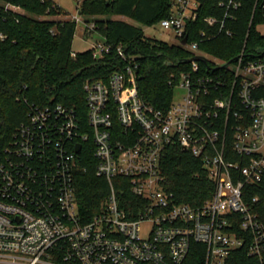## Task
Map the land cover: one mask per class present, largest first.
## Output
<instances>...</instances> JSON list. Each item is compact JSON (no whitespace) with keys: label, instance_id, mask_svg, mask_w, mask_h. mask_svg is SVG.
<instances>
[{"label":"built area","instance_id":"1","mask_svg":"<svg viewBox=\"0 0 264 264\" xmlns=\"http://www.w3.org/2000/svg\"><path fill=\"white\" fill-rule=\"evenodd\" d=\"M170 3L171 14L159 26L173 31L181 45L197 0ZM219 6L232 19L239 3L219 0ZM71 21L83 23L86 36L96 31L78 13ZM182 47L192 57L203 55L197 43L186 40ZM112 48L96 44L92 57L102 59ZM115 52L126 64L105 81L84 83L83 118L62 105H29L26 122L0 151V264H183L192 243L205 247L203 264H226L243 247L264 264V219L249 190L264 178V98L257 97L264 86V55L248 59L242 50L226 68L228 81L201 74L199 62L190 63L174 84L181 97L174 101L173 94L162 111L141 100L136 65L122 47ZM170 147L201 161L213 184L201 206L179 204L166 190L160 162ZM90 150L108 195L85 221L75 173L81 152ZM115 179L129 181L131 194L147 201L137 218L119 207ZM144 225L149 229L143 236Z\"/></svg>","mask_w":264,"mask_h":264},{"label":"trees","instance_id":"2","mask_svg":"<svg viewBox=\"0 0 264 264\" xmlns=\"http://www.w3.org/2000/svg\"><path fill=\"white\" fill-rule=\"evenodd\" d=\"M170 2L83 0L76 8L78 15L86 23L94 22L95 32L113 47L109 55L95 60L91 50L74 53L72 57L75 22L40 19L64 14L52 0H0V151L11 145L17 129L26 122L29 105H62L75 109L83 118L86 113L84 83L105 81L126 64L117 56V46L122 47L131 65H136V89L141 100L156 110H167L173 101L174 84L181 74L190 70L191 64L185 61L192 54L179 44L169 45L145 37L136 25L151 27L168 18ZM237 2L239 7L230 19L224 17L225 9L219 6V0H197L194 20L185 23L184 36L188 43H197L199 52L224 64L233 62L242 50L248 59L263 56L264 36L256 31V26L264 23V0ZM210 17L217 24L209 26L206 19ZM198 66L201 74L229 80L227 67L208 61V69L200 62ZM257 97L264 98V86ZM94 170L91 150L81 152L75 188L79 213L85 221L99 212L108 195L106 181L96 177ZM160 172L165 178L166 190L173 193L179 204L201 206L212 196L213 184L201 161L178 147L165 151ZM114 183L119 207L129 219L137 218L147 207V201L131 194L129 181L115 179ZM249 190L251 197L258 198L257 210L264 219V178ZM204 250L202 244L192 243L183 264H203ZM226 264H257V261L243 247L232 252Z\"/></svg>","mask_w":264,"mask_h":264},{"label":"rangeland","instance_id":"3","mask_svg":"<svg viewBox=\"0 0 264 264\" xmlns=\"http://www.w3.org/2000/svg\"><path fill=\"white\" fill-rule=\"evenodd\" d=\"M58 7L61 8L62 12L65 14L57 15L56 17H42L41 20H71L72 17L76 16L78 11L76 9V1L75 0H52ZM83 19V18H82ZM113 19H118L114 17ZM120 19V18H119ZM127 21L126 19H123ZM130 22V21H129ZM143 30L144 36L147 38L155 39L158 41L165 42L169 45L178 44V39L175 33L171 30H163L160 28L159 24L151 26V27H143L136 25ZM256 31L264 36V23L258 24L256 26ZM103 44V38L97 33L93 32L89 36H86L84 33V25L83 23H76L75 33L72 40V52L73 53H82L87 50H91L94 45ZM121 47V46H120ZM203 58H205L208 62L214 63L215 66L223 65L224 63L221 61H217L212 59L210 56L203 54ZM181 97V92L176 90L174 94V101H177ZM142 235L146 233V230L149 229V225H144L142 227Z\"/></svg>","mask_w":264,"mask_h":264},{"label":"water","instance_id":"4","mask_svg":"<svg viewBox=\"0 0 264 264\" xmlns=\"http://www.w3.org/2000/svg\"><path fill=\"white\" fill-rule=\"evenodd\" d=\"M186 40H187V37L185 36V37L182 39V41H181V45H182V46L185 45ZM262 53L264 54V50L262 51ZM192 62H200V63H202V64L208 69L206 59L203 58L202 56H194V57H191V58H189V59H187V60L185 61V63H188V64H189V63H192ZM230 63H231V62H227V63L223 64V65L221 66V68H225V67H227ZM217 69H218V68H216V70H217ZM79 150H80V145H77V147H76V151L78 152Z\"/></svg>","mask_w":264,"mask_h":264}]
</instances>
